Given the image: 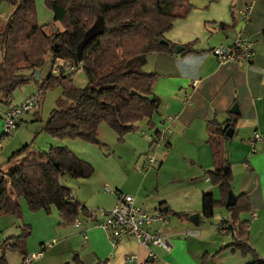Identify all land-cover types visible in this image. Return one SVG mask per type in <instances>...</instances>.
Listing matches in <instances>:
<instances>
[{
    "label": "crops",
    "instance_id": "crops-1",
    "mask_svg": "<svg viewBox=\"0 0 264 264\" xmlns=\"http://www.w3.org/2000/svg\"><path fill=\"white\" fill-rule=\"evenodd\" d=\"M188 3L192 9L187 17L177 20L165 38L183 49L184 45L191 43L190 52L181 54L182 50L178 54L174 51L172 54L148 55L144 72L158 75L153 87L155 100H158L157 111L150 120L137 123L136 130L123 138L124 144H131L134 152L140 153L146 150L141 136L146 137L150 151L154 145L151 136L168 116H174L167 143L156 146L159 155L153 167L142 174L125 166V170L117 169L118 173L113 176L110 171H101L95 166V160L82 151L90 145L82 143L78 144L80 150L67 147L90 163L94 173L89 178L80 179L76 193L72 192L68 181L62 184L87 211L110 210L119 194H127L147 214L164 213L166 221L157 223L152 229L159 230L168 244V250L156 246L144 247L132 237H124L113 246L105 232L86 217H79L85 221L84 233L74 226L63 227L58 220L56 231L67 247L57 258L70 260L68 264H77V261L79 264H209L211 258L218 260L213 264H249V257L243 258L230 249L219 252L221 247L232 241V237L227 242V238L218 236H225L216 230L222 214L214 219V212V222H211V218L203 219L200 213L204 193L219 198L218 188L212 186L204 175L213 168L207 143V125L211 122L229 123L231 117H236V122L234 128L230 127L232 137L224 141L223 149L224 157L232 168V193L235 197L240 194L248 197L250 212L243 214L241 219L248 222L250 246L259 256L264 255V242H258L264 234V39L261 34L264 28V0H188ZM228 4L229 14L225 16ZM246 6H251L250 17L243 22L237 14ZM221 8L224 10L222 14ZM221 24L226 26L222 28ZM54 25L61 29L58 23ZM238 37L249 40L253 45L249 62L219 63L212 57L210 51L214 47L220 44L231 46ZM26 96L13 105L23 102ZM233 106L237 114L230 112ZM256 133L262 138L251 144ZM105 136L110 138L105 127L100 126L99 144L109 153H115L106 144ZM3 149L0 145V156L4 153ZM146 154L140 167L146 162ZM117 156L118 162L123 161L121 155ZM21 204L24 224L34 228L33 219L44 214L39 213L29 219L32 215L26 205ZM195 214L198 215V225L189 221V217ZM225 215L229 218L227 213ZM208 221L209 225L215 223V229L208 226ZM43 223L49 226L48 218ZM199 229L205 231L204 236L199 237L202 233ZM52 234L38 240L40 252L47 250L44 246L52 240H55L53 245L57 243ZM47 239L50 241L45 244ZM39 251L32 249L28 253L32 255ZM150 252L157 256L156 261L148 258ZM46 257V253H42L36 260Z\"/></svg>",
    "mask_w": 264,
    "mask_h": 264
},
{
    "label": "trees",
    "instance_id": "trees-1",
    "mask_svg": "<svg viewBox=\"0 0 264 264\" xmlns=\"http://www.w3.org/2000/svg\"><path fill=\"white\" fill-rule=\"evenodd\" d=\"M3 2L12 7V12L0 31V108L11 107L13 92L34 80L37 61L49 55L51 72L39 86V108L33 114L39 119L46 91L58 86V107L50 111L43 131L55 139L93 144H99L98 129L103 123L122 143L125 135L136 130L137 123L150 120L156 113L153 87L158 75L144 72L147 57L153 53H174L176 45L165 34L192 9L188 0H45L53 22L61 27L48 34L37 20L35 0H0ZM97 17L104 20L103 33L85 45L82 60L77 61V45ZM261 34L264 39V28ZM190 46L191 43L184 45L181 54L190 52ZM58 60L73 61L76 65L81 62V69L55 76L52 66ZM77 71L86 79L84 87L74 84ZM235 122L236 117H231L229 123L207 125L213 168L204 175L218 188L219 198L204 193L200 213L203 219L212 218L216 209H224L229 215L236 235L219 252L230 249L243 258L250 257L249 264H264V258L249 244L248 222L241 219L250 212L248 197L240 194L234 206L225 205L232 191L233 173L224 157L223 145L228 139L226 130L234 128ZM3 138L4 134L0 143ZM6 164L7 172H0V217L21 219L22 202L33 213L43 211L49 215L55 210L63 227L74 226L79 217H88L86 208L72 197L60 178L86 179L93 175L94 168L69 148L51 146L37 152L26 144ZM19 228L20 235L0 244V264H6L5 250H18L21 264L29 257L25 240L31 226L22 223Z\"/></svg>",
    "mask_w": 264,
    "mask_h": 264
},
{
    "label": "rangeland",
    "instance_id": "rangeland-1",
    "mask_svg": "<svg viewBox=\"0 0 264 264\" xmlns=\"http://www.w3.org/2000/svg\"><path fill=\"white\" fill-rule=\"evenodd\" d=\"M35 9H36V15L37 20L40 25L45 26L46 33H51L57 30V27L54 25V22L52 20V14L50 10L45 5V0H35ZM224 11V10H223ZM222 8L220 10V13H223ZM12 12V7L8 5L7 3L3 2L0 3V31L2 30L5 22L7 21L8 17L10 16ZM225 16L229 14V4L227 5L225 11ZM226 18V17H225ZM0 58H1V52H0ZM38 67L36 71L40 72L39 79H37V74L34 75V80L30 82L28 85H24L18 89H16L11 98V105L15 106L13 104H16L19 102L24 96H29L32 94H36L38 92L39 86L49 76V70L51 69V60L50 56L46 55L42 60L37 61ZM145 70V69H144ZM74 84L78 87H84L86 85V79L81 71H77L75 75L73 76ZM26 96V97H27ZM25 97V98H26ZM61 97V88L56 86L48 91H46L43 102L40 106L39 110V119H36L33 113L26 114L22 121L20 122L19 126L16 128L14 133L10 136H4L3 140L1 141L0 145L4 148V153L0 156V172H7L8 165L6 164L8 158L18 149L23 147L26 144H31L32 149H34L37 152H44L47 151L51 146H62L67 147L71 146L74 150H80V146L78 144L83 145H90L87 148H83L82 151L91 156L96 162V167L99 168V170L103 171H110L113 176L114 174H117L118 170L122 171L125 170V166L128 168H134L135 170H140L141 162L145 158V153L147 152V156L150 158H153L154 160H157L156 156L157 154V148L156 145H153L150 148H148L149 139L146 137L141 136L140 131H137L136 133L141 136V139L145 141L146 150L141 151L140 153L134 152V147L124 142L122 144L117 142V136L113 134L114 132L110 130L109 126L105 123L101 124L100 126L105 127L107 131V135H110V138L108 139V136H105V140H107L108 147L112 148L115 153H109L107 148H102L100 144H93L88 142H83L78 139H55L52 138L49 134L43 131V126L45 125L46 121L48 120L49 113L51 110L58 107V99ZM18 105V104H17ZM39 108V107H38ZM6 108L2 106L0 108V135L3 132V112ZM99 126V127H100ZM139 136V137H140ZM118 144H117V143ZM87 143V144H84ZM142 145V144H141ZM144 145V144H143ZM68 148V147H67ZM140 148H142L140 146ZM149 151V152H148ZM99 154V156L97 155ZM115 154V155H114ZM121 155L123 158L122 160H119L118 162V156ZM142 154L138 159V155ZM138 161V162H137ZM117 167V168H116ZM140 167V168H139ZM156 169V168H155ZM154 169V170H155ZM150 170V169H149ZM148 170V171H149ZM68 181V185L71 187L72 192H77L78 190V183H81L80 179H71L67 176H62L60 178V183L65 184V182ZM151 188V187H150ZM145 196L147 194L145 193ZM217 197V196H216ZM28 211V210H27ZM30 215L28 218L34 217V215H38L39 213H43L44 216H41L34 218V228L31 227V233L26 238V248L27 252L28 250L31 251H39L40 245H39V239H45L49 234H52L53 238L57 239V243L53 245L50 249L42 251V253H46V258L41 260H35L31 264H68L70 263V260L62 261L58 256H60V253H62L66 249V244L62 243V238L59 235V233L56 231V221L59 220L57 213L55 210L52 211L51 214L47 215L43 211H39L36 213L30 212ZM227 213L223 209H216L215 210V218L214 216L210 219L211 222H214V219L218 218L220 214H222L219 218L221 221L224 217H228L225 215ZM48 218L49 226L43 223L44 220ZM214 218V219H213ZM36 219V220H35ZM218 221V223L220 222ZM24 223L23 218L17 219L14 216L6 215L0 217V244L5 241L9 237L18 236L21 234V229L19 226ZM217 223V224H218ZM204 223H202L203 225ZM208 226H212L213 229H215V223L213 225H209L210 222L208 221ZM212 224V223H211ZM201 225V226H202ZM207 226V227H208ZM73 227V226H71ZM198 229V228H197ZM205 229V228H204ZM201 232L202 230L199 229ZM200 232V233H201ZM205 231L201 233L199 237L204 236ZM221 237L227 238V242H230L231 236L229 235H219ZM45 241V240H44ZM50 240H46L45 244H47ZM259 244L261 242H264V234L260 237L258 240ZM1 250V249H0ZM264 252V249H262ZM40 252V251H39ZM35 254V253H34ZM31 254H29L30 256ZM1 256V251H0ZM213 254L210 255L212 257ZM4 257L6 260V264H21V255L18 250H5L4 251ZM262 257V256H260ZM216 258V257H214ZM264 258V255L263 257ZM251 260V258H248ZM217 259H214V261L210 260L209 264H213L214 262L217 263Z\"/></svg>",
    "mask_w": 264,
    "mask_h": 264
},
{
    "label": "built area",
    "instance_id": "built-area-1",
    "mask_svg": "<svg viewBox=\"0 0 264 264\" xmlns=\"http://www.w3.org/2000/svg\"><path fill=\"white\" fill-rule=\"evenodd\" d=\"M250 11L251 6H246L237 14V16L240 20L246 22L249 20ZM210 54L219 63H246L252 58L253 45L249 40L243 37H238L231 46L220 44L214 47L210 51ZM78 69H81V62L76 65L73 61L58 60L52 66V73L55 76H58L74 72ZM39 102L40 96L36 93L27 96L20 104L8 108L3 116L4 136L12 135L26 114L35 113L38 110ZM174 121V116H168L162 122L161 127L150 138L152 144L159 146L160 144L167 143L168 137L172 132ZM143 135H145V133H143ZM261 138V135L256 133L253 136L251 144L260 141ZM154 164L155 160L147 157L145 164L140 168L139 172L144 174L145 171L152 168ZM88 214L89 215L86 218L93 221L96 227L101 228L105 232L113 246L124 237H132L144 247L156 246L168 250V244L160 234L159 230L152 229L157 223H164L166 221L165 214L162 212L147 214L136 206L134 198L131 195L119 194L112 209L90 210L88 211ZM84 224L85 221L80 220L79 218L74 221V227L80 228L83 233L85 231L83 227ZM216 230L219 233L231 237H235L236 235L228 217H224L217 224ZM188 235H192V233L188 232ZM54 243L55 240H52L44 246V249L50 248ZM42 251L30 255L26 259L25 264H30L32 261L39 259L42 255ZM148 258L153 261L158 259L152 252L149 253Z\"/></svg>",
    "mask_w": 264,
    "mask_h": 264
},
{
    "label": "water",
    "instance_id": "water-1",
    "mask_svg": "<svg viewBox=\"0 0 264 264\" xmlns=\"http://www.w3.org/2000/svg\"><path fill=\"white\" fill-rule=\"evenodd\" d=\"M103 29H104V20L102 17H97L96 20L94 21V23L91 25V27L84 33L82 40L80 41V43L77 45V51H76V59L77 61H81L82 60V51L83 48L85 47V45L93 38H95L96 36H99L103 33ZM183 50L182 47H176L175 48V53L178 54ZM35 74H37V79H39V71H36ZM158 107V100L156 101V108ZM231 113L233 114H237L238 111H236V107L233 106L230 110ZM232 128H228L226 130L225 133V137L226 138H231L232 137ZM236 202V197L235 195L232 193V191H230L227 195L226 198V202L225 205L227 207H232L235 205ZM189 221L194 224V225H198V215H192L189 217Z\"/></svg>",
    "mask_w": 264,
    "mask_h": 264
}]
</instances>
